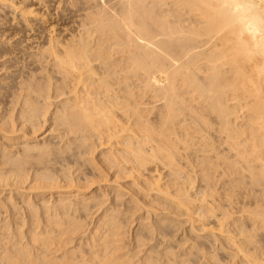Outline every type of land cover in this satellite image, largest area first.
Listing matches in <instances>:
<instances>
[{
  "label": "bare ground",
  "instance_id": "1",
  "mask_svg": "<svg viewBox=\"0 0 264 264\" xmlns=\"http://www.w3.org/2000/svg\"><path fill=\"white\" fill-rule=\"evenodd\" d=\"M45 4L0 0L45 27L0 87V264H219L198 245L181 252L183 239L158 247L177 226L169 214L125 213L164 205L200 235H223L215 190L200 199L185 185V149L202 154L207 184L226 165L235 184L264 188V0H58L55 24ZM253 214L264 229V211Z\"/></svg>",
  "mask_w": 264,
  "mask_h": 264
},
{
  "label": "rangeland",
  "instance_id": "2",
  "mask_svg": "<svg viewBox=\"0 0 264 264\" xmlns=\"http://www.w3.org/2000/svg\"><path fill=\"white\" fill-rule=\"evenodd\" d=\"M57 2H58V0H46V4L44 7L46 9L47 17H50L51 18L50 22L54 23V24L57 21H58L57 23H61L60 19H58L60 17L57 16V14H60L59 16H61V8L60 7L55 8ZM62 23H63V21H62ZM44 28L45 27L40 25L39 23L33 24L31 27H29V26L27 27V26L23 25L22 23H20V18H19V15L17 12L12 10V8L10 6L0 5V47H1L0 48V50H1L0 54H7L5 57L0 58V62H1L0 63V68H1L0 69V79H1L0 80V87L1 86L2 87L8 86L9 83L11 84V82L14 79L13 77L17 76L16 73H18V72H16V71H19L18 69H20V71H22L21 70L22 68H23V70L26 69L25 67L27 66V64H26L27 62L25 61L26 60L25 58H27L28 54H34L36 49H37V46L42 44V41L40 39V35H41L40 31H43ZM5 60H7V62ZM4 61H5V63H4ZM25 64H26V66H25ZM7 66H9V67H7ZM3 67H4V69H3ZM10 75H12L13 77H11ZM6 77L7 78L10 77V78H8L9 80ZM2 79H4V80H2ZM1 90H0V93H1L0 95L5 93L3 88H1ZM0 100H1V96H0ZM0 103H2V102H0ZM0 105L3 106V104H0ZM1 106H0V108L4 107V106L3 107H1ZM46 130L47 129L43 128L39 134H41V135L44 134V136H47L49 132H46ZM44 132H46L47 134L45 135ZM39 137H41V136H39ZM54 141L56 142V140H54ZM185 150H186V152H185ZM185 150L183 152H185L188 155H190V154L191 155L186 156L185 153L181 152V154L183 155L182 158L184 159V162H186L185 163L186 165L185 164L184 165H185V167L187 166L185 168L186 170L183 169V171L185 170L184 175L186 177L188 175V179H192L194 177L192 180L193 182L191 181L192 184L190 183V180H189V182L186 181L185 185L187 184L188 186H190V188L192 186L193 189H191L192 190L191 193L194 195H196V193L200 194V196H199L200 199H201V196H202V198L204 197L203 196L204 192L209 193V191L211 189H212V191H213V189L215 190V192L213 191L214 194L216 193L214 195L215 198L205 196L210 202L207 201V199H206L207 202L204 201V203L206 202V204H207L209 202V204H210L212 201H214L213 203H216V204L217 203H219V204L223 203V205H224L223 210H225V213H226V216H225L226 219L224 221V228H223L225 230V232L223 233V235H218V237L216 238V241H213L212 238L208 235H205V234L200 235L199 233H202V232L200 230H198L197 226H195V230H193L194 227H191L192 225L188 221V218H186L187 217L186 215H178V216L175 215L174 216L175 212L173 211L174 212L173 213L170 208H169L170 211L168 210V208H167V210H166V208H164V209L162 208V207H164V205L163 206L161 205L162 207H160L161 208V211H160V208L158 210L157 206L155 207L157 210L155 208L152 209V207H153L152 205H151V208L149 207L150 205H148L147 208H144V205L140 202L141 205L139 203V207L141 208V210L138 211L139 213L137 211H136L137 213L135 212V210L137 208L134 207V211H133V208H131L133 211L132 214H131L132 211H130L129 213L128 212L125 213L126 217H129V219H130L131 218L130 216H132V218L135 217L134 219H136L139 215H141L143 213L144 209L149 210V212H151V213H152V211H154V212H158V213L169 214V217L171 219L173 217V219L175 220V223H177V226H175V228H172V230H173V231L171 230L172 234L167 235L166 237H164V239L161 240V244L160 243L158 244L159 245L158 247H160V248H162L165 245V243H167V241L171 242L172 244H174L176 241L175 245L176 244L178 245L179 244L178 240L183 239L184 241L180 242V244L178 245V248L180 247L181 243L183 245V246H181L182 248L180 247L181 249L179 248L180 250H182L181 252H183L184 249H188L187 246L189 247L190 245H194V246L198 245L196 247L198 248V250L200 252L202 250L206 249L207 253H206V255H204L205 257L206 256L208 257L211 254H213V255L216 254L217 256H215V257L218 259L217 262H219V264H245V262L243 261L244 259L241 256L244 252L241 254V251L240 252L237 251V248L240 247L239 249L243 248V249H246V251H248V253L251 252L253 254L254 260L256 259L255 258L256 255H257V258L263 259L262 264H264V229L260 228V226L257 225L256 221L254 222L256 216H253V215H256L253 213L259 209L264 211V190H263L264 188H261V186H258V187L254 186L253 187L252 186L253 184L251 185L250 181L246 182V180H248L246 178H244L245 181L243 180L244 181L242 183L243 185L242 184H235L236 181L235 182L233 181V179H236V177H234L235 174L234 175L231 174V176H229V174H226L227 170L225 169L226 168L225 164H224L225 166L221 164V166H224L225 168L220 167V165H219V167L216 168V170H215L216 172L214 171L216 175H213V177L215 176L216 178L214 177V179H212L210 181V183L212 182L211 185H210V183L207 184V183L203 182V180L200 177V176H202V175H200L202 173V171H201V173H199L200 171L198 172V170H200V167L196 166V164L197 165L200 164L198 161H201V159L199 157H203L202 154L200 153L201 154V156H200L198 154L199 152L196 153L192 149L191 150L188 149V151H187V149H185ZM224 152L226 153V151H224ZM224 152H222V154ZM194 155L199 158L198 159L195 157L196 158V159L194 158L195 162L191 161V160H194L193 159ZM183 159H181L182 164L184 163L182 161ZM187 160H190V161L187 162ZM64 163H63V165L60 164L61 166L58 164L60 168L58 167V165L56 166V164H55V166H56L55 169L57 170V167H58L59 168L58 170H63L62 168H64V170L67 171L65 169V168H67L68 169L67 173L72 174L73 172L75 173V171H73V170H75L76 168L79 167V166L76 167L77 165L70 163L71 165L73 164V167H72L73 169H72L70 167L71 165L69 163L66 164V165L69 164L68 165L69 167L64 165ZM187 163L189 165H187ZM64 166H66V167H64ZM69 168H71L70 171L72 173H70ZM222 168L224 169L223 171L226 170V173L225 172L224 173L227 176L224 175L223 171L221 170ZM32 169L30 170V173H32V171H33ZM162 169L163 168L160 169V171H162V172H160V171L159 172H160L162 178L164 177L163 181L170 180V178L171 179L174 178V177H171L172 175H170V177L168 176L169 172L166 171V170H168L167 168H165L163 170ZM191 169H193V170H191ZM189 171H191V172H189ZM162 173L165 175H163ZM166 176H168V178ZM229 181H231V182H229ZM245 182H246V184H245ZM124 184L127 185L128 183L124 182ZM210 187H211V189H210ZM224 191L225 192H229V191L232 192L231 202H229L225 199L226 195L225 194L223 195V193H225ZM201 193H202V195H201ZM196 198H198V195H196ZM123 199L126 200V197H124ZM216 199L218 201H216ZM15 202H17V200ZM198 202L194 203V207L196 208L195 211H197V208H200L201 203L198 204ZM194 207H193V209H195ZM122 208L123 207H121V209L120 208L119 209L122 210ZM150 209H152V210H150ZM193 209H191L192 212H193ZM170 213H171V215H170ZM127 214H129V215H127ZM90 217H92V218H90ZM90 217L84 221L85 224H87V222H88L87 225L90 224L87 227V231H86L85 235H87V233L92 230L91 227H93L94 222H96V220H97V218H95L94 215H92ZM252 217H254V218H252ZM94 219H96V220H94ZM233 221L236 223L234 224ZM0 223L2 224L3 222H0ZM134 224H135V221L133 222L132 225H134ZM132 225H130V227L128 226L129 228H127V227H125L126 229L124 228V231L127 232V235H125L126 239H124L126 242H129L128 239L130 240V238L133 237V233L136 229V227H133ZM174 229L177 231L176 233H174ZM190 229H191V231H190ZM188 231H190V232H188ZM128 236H130V237H128ZM164 241H166V242H164ZM152 242H154V240H152ZM155 243H157V242L155 241ZM203 243H204V245H202ZM232 245H233V248H232ZM206 246H208V247L210 246L211 248L207 249ZM179 249H177V250H179ZM200 249H202V250H200ZM181 252L177 251V253H181ZM205 259L201 257V259L199 261L204 262ZM257 260H259V259H257ZM255 262L257 263L258 261L255 260ZM260 262H261V260H260ZM257 264H259V262Z\"/></svg>",
  "mask_w": 264,
  "mask_h": 264
}]
</instances>
